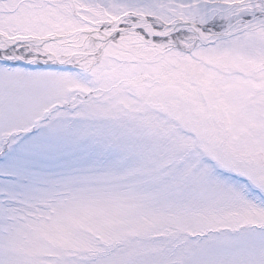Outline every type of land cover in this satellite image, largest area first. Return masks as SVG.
<instances>
[{
	"label": "snow or ice",
	"instance_id": "obj_1",
	"mask_svg": "<svg viewBox=\"0 0 264 264\" xmlns=\"http://www.w3.org/2000/svg\"><path fill=\"white\" fill-rule=\"evenodd\" d=\"M0 264H264V0H0Z\"/></svg>",
	"mask_w": 264,
	"mask_h": 264
}]
</instances>
